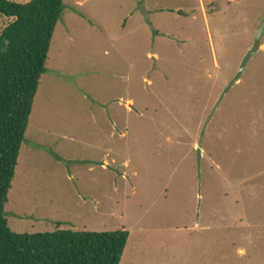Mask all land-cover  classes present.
I'll return each instance as SVG.
<instances>
[{
  "label": "rangeland",
  "instance_id": "1",
  "mask_svg": "<svg viewBox=\"0 0 264 264\" xmlns=\"http://www.w3.org/2000/svg\"><path fill=\"white\" fill-rule=\"evenodd\" d=\"M145 1L152 25L64 0L9 226L129 230L120 264H264V0Z\"/></svg>",
  "mask_w": 264,
  "mask_h": 264
},
{
  "label": "trees",
  "instance_id": "2",
  "mask_svg": "<svg viewBox=\"0 0 264 264\" xmlns=\"http://www.w3.org/2000/svg\"><path fill=\"white\" fill-rule=\"evenodd\" d=\"M64 0H0L11 21L0 33V264H120L130 232L18 233L5 215L20 151L33 112Z\"/></svg>",
  "mask_w": 264,
  "mask_h": 264
},
{
  "label": "water",
  "instance_id": "3",
  "mask_svg": "<svg viewBox=\"0 0 264 264\" xmlns=\"http://www.w3.org/2000/svg\"><path fill=\"white\" fill-rule=\"evenodd\" d=\"M138 2V10L143 14L145 17V20L152 25L151 19H150V14L151 11L147 9L146 7V1L145 0H136ZM264 35V21L263 24L259 30L258 37L257 39L260 40Z\"/></svg>",
  "mask_w": 264,
  "mask_h": 264
},
{
  "label": "crops",
  "instance_id": "4",
  "mask_svg": "<svg viewBox=\"0 0 264 264\" xmlns=\"http://www.w3.org/2000/svg\"><path fill=\"white\" fill-rule=\"evenodd\" d=\"M151 15H152V12H151L150 16H151ZM127 103H131V104L133 103V104H134V100L130 98V99L127 100ZM133 104H132V105H133ZM120 106H122V105H120ZM125 107H126V110L131 111V108L129 109L128 104H126ZM119 113H121V112H119ZM124 177H125V176H124Z\"/></svg>",
  "mask_w": 264,
  "mask_h": 264
}]
</instances>
